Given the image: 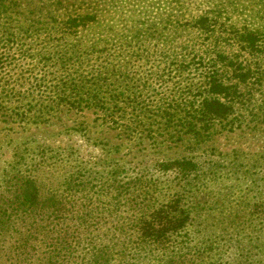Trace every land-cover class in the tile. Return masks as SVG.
Segmentation results:
<instances>
[{
    "label": "rangeland",
    "instance_id": "1",
    "mask_svg": "<svg viewBox=\"0 0 264 264\" xmlns=\"http://www.w3.org/2000/svg\"><path fill=\"white\" fill-rule=\"evenodd\" d=\"M12 1L22 16L38 22L39 29L25 36L30 53H42L50 62L31 70L28 62L33 56L26 55L16 70L7 73L12 77L4 92L0 85V204L13 192L14 176L21 173L34 174L42 194L60 197L74 192L67 182L79 168L98 170L107 177L118 161L119 180L140 175L155 182L149 188L151 208L177 195H182L180 206L187 207L193 202L191 191L200 198L199 216L173 236L167 253L187 240L193 246L214 238L223 259L217 260L216 250L204 258L205 264L231 263L226 261L232 256L235 264H264V109L256 115L237 109L227 119L215 120L208 130L199 128V135L184 134L178 116L169 120L159 111L182 77L168 75L167 61L158 55L157 47L141 54L146 44L130 41L136 28L161 29L167 16L191 13L201 0ZM87 12L97 13L95 22L77 33L64 26L65 16ZM62 29L67 34L60 37ZM93 42L103 47L97 45L92 51ZM7 53L13 55L14 50ZM59 57L64 65L56 62ZM21 75L28 79L18 81ZM62 81H83L81 91L98 92L103 107L86 101L76 107L52 103L53 93L64 89ZM179 158L196 161L197 172L177 177L176 171L159 172L153 165ZM138 188L140 193L145 189L140 184ZM98 189H90L89 196L95 199L101 193ZM109 195L91 201L98 208L91 215L90 233L83 234L98 247H106V238L119 239L121 226L141 214L138 208L129 209L124 198L115 203L116 212L105 213ZM138 201L142 203L141 197ZM75 219L70 215L66 226L72 227ZM126 250L142 253L133 264H157L156 252H164L133 246ZM112 252L117 258V252Z\"/></svg>",
    "mask_w": 264,
    "mask_h": 264
},
{
    "label": "trees",
    "instance_id": "2",
    "mask_svg": "<svg viewBox=\"0 0 264 264\" xmlns=\"http://www.w3.org/2000/svg\"><path fill=\"white\" fill-rule=\"evenodd\" d=\"M195 4L191 13L167 16L161 29L151 26L153 28L142 31L136 28L129 36L133 44H146L142 45L141 54L150 53L151 46L157 47L158 55L167 61L168 75L182 77L181 82L173 84L171 95L163 101L165 105L159 106V111L169 120L178 116L180 131L184 134L199 135V128L208 130L215 120L227 119L237 109L251 115L264 109V0H201ZM16 7L12 0H0L2 92L12 77L7 73L16 70L26 55L33 56L28 62L33 66L31 70L40 66L43 69L50 62L42 53H30L28 44L24 43L25 36L39 29L36 28L38 22L22 16L24 14ZM96 18L97 13L93 12L69 14L63 18V24L69 32L77 33ZM62 34L67 32L62 29L60 37ZM98 43H91L89 48L94 51L97 45L103 47ZM10 49L14 50L13 55L7 53ZM63 61L59 57L56 62L64 65ZM4 69L7 71L3 75ZM25 78L21 75L17 80ZM82 83L62 81L64 89L54 92L50 101L69 103L73 107L86 101L103 107L105 102L99 93L82 92ZM113 165L107 177L100 175L98 170L88 172L85 166L79 168L75 178L72 174L67 182L74 192L69 191L65 196L60 193V197L53 193L42 194L37 177L31 172L14 176V190L4 196L5 201L0 204V264H133L131 261L140 258L142 253L127 252L126 246L139 250L148 248L150 252L164 251L152 253L158 255L157 264H205L204 258L219 249L217 240L212 238L193 246L187 240L177 250L167 253L173 236L182 232L193 221L192 217L199 216V210L203 209L200 198L191 191L193 202L187 207L180 206L182 195H177L151 208L149 188L155 182L140 175L119 180L121 164L116 161ZM153 165L163 173L174 170L177 177L198 169L197 162L191 158L162 159ZM206 177L198 179L197 183ZM138 184L146 190L138 192ZM96 186L101 193L93 199L89 192ZM107 193L110 195L105 213L116 212L115 203L119 204V199L124 198L129 209L138 208L141 214L121 226L119 239L106 238V247H98L94 239L83 234L90 233L91 215L98 208L91 201ZM68 215L76 217L72 227L66 226ZM128 230H136V233H128ZM81 241L84 245L80 246ZM112 249L117 252V258ZM216 255L217 260L223 259L219 250ZM235 259L232 256L226 263L232 260L227 264H235Z\"/></svg>",
    "mask_w": 264,
    "mask_h": 264
}]
</instances>
